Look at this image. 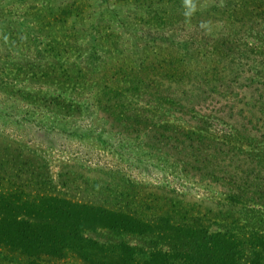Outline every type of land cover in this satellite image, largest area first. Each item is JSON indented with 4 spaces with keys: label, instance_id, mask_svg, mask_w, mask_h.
I'll return each mask as SVG.
<instances>
[{
    "label": "rangeland",
    "instance_id": "obj_1",
    "mask_svg": "<svg viewBox=\"0 0 264 264\" xmlns=\"http://www.w3.org/2000/svg\"><path fill=\"white\" fill-rule=\"evenodd\" d=\"M190 1L194 3L181 15L176 5H186L188 0H0V264H153L156 260V264H190L187 259L171 253L162 259L149 260L153 250L161 247L169 251L176 241L157 234L130 231L121 225L108 226L112 221L83 231L84 235L96 239L97 245H102L103 252L97 253L91 246L86 252L84 247H79L78 240L68 237L62 242L53 239L49 247L37 241L40 237L36 234H27L32 227L21 231L25 228L22 220H41L36 205H45L57 198L122 207L150 203L165 205V194L172 198V203L207 212L209 222L221 221L232 226L234 232L245 233L249 242L241 248L240 261L242 264H264V246L256 236H251L260 235L264 239L262 141H235L234 149L229 147L228 152L226 146L225 152H219V146L223 145L209 142L203 148L208 152L204 169L197 173L184 170L178 160L184 158L183 153L189 155L192 152L186 141L176 149L172 145L174 140L157 141L153 136L157 130H148L151 138L133 130L128 135L118 130L116 117L103 109L111 90L101 92L98 86L86 83L82 92L78 91L80 86L50 84L44 78L30 79L26 73L27 66L57 62L68 76H76L81 66L82 75L92 82L113 73L122 81V77L132 76L141 66L148 67L156 54H177L178 50L184 53L182 46L189 43L192 45H188L189 51L185 52L190 55V68L202 74L206 70L203 67L211 65V54L206 52L198 61L196 52L210 50L217 41L227 40L231 41L233 52L243 54L246 46L258 50L256 61L248 64L244 76L252 77L251 66L264 74V31L258 24L263 21L261 14L256 13L258 3L254 0ZM73 3L83 7L77 18L67 20L68 27L74 32L73 39L66 48L63 47L64 51L46 50L50 48L47 43L57 42L59 37L53 29L48 32L42 27L39 16L43 12L49 13L47 6L61 8ZM261 3L264 5V0ZM176 13L179 21L175 24H166L160 18ZM240 17L246 21H234ZM108 34L111 39L105 38ZM165 34L170 38L176 36L180 43L163 41L161 37ZM28 35H34L31 44L26 42ZM232 54L235 60L248 61L239 54ZM227 62V59L223 60V65ZM229 64V70L222 75L230 77L232 68L237 66L236 63ZM144 72L150 74L148 70ZM121 83L115 81L112 88L117 89L115 86ZM192 83H186L185 88L189 91L183 112L148 105L144 96L137 99L125 93L132 99L129 101L132 105L138 102L137 108L129 112L130 121L141 116L148 129L151 124L168 119L176 126L194 132L248 133L252 126L246 119L248 108L241 103L234 107L223 104L224 99L229 98L225 94L227 90L234 93L236 89L229 86L220 93L202 90L191 104L189 94L198 92ZM18 88L64 94L79 98L90 107L81 114L65 115L55 105L30 100L22 92L14 93ZM239 92L245 95L247 90L240 89ZM99 96L103 97L101 101L96 100ZM206 116L211 125L200 119ZM206 124L209 125L207 129L201 128ZM158 144L161 148L156 146ZM237 148L240 153L242 150L245 153L237 154ZM212 151L214 154L209 158ZM211 165L220 170L217 171L220 179L212 178V174L205 171ZM239 190L247 193L237 195ZM28 203L36 208H28ZM234 210V215L238 216L236 222L229 215ZM246 213L251 217H246ZM49 220L51 222L40 231L46 236L57 223L56 217ZM125 246L133 248L129 250ZM222 264L237 263L225 256Z\"/></svg>",
    "mask_w": 264,
    "mask_h": 264
},
{
    "label": "trees",
    "instance_id": "obj_2",
    "mask_svg": "<svg viewBox=\"0 0 264 264\" xmlns=\"http://www.w3.org/2000/svg\"><path fill=\"white\" fill-rule=\"evenodd\" d=\"M246 2H249V0ZM254 2L258 3L256 13L261 14V19L263 20L261 23H258L260 26L262 25L261 29H258L263 32L264 5L261 3L262 0L261 2H259V0H254ZM193 3V1L188 0L186 5L177 4L176 7L178 8V11L181 10L182 15L183 11L189 9L188 6H191ZM56 8L57 7L47 6L49 13L43 12L41 16H39L42 27L47 29L48 32L51 31L50 29H53V31L56 32L55 36L59 37L57 42L51 41L47 43L50 48H46V50L50 49V52L53 50L64 51L63 47L66 48L69 45L70 40L73 39L72 34H74V32L68 27L67 20L70 17L77 18L80 15L79 10L83 7H81L80 4L73 3L61 8ZM170 15L171 14L160 18L166 24H175L179 21L177 13ZM236 19V22L239 23H244V21H246L243 17L234 18V21ZM252 25H254V20H252ZM110 36L111 34H108L105 38L111 39ZM33 38L34 35H28L26 37V42L31 44V42H33L31 39ZM161 39L165 42H175V44L180 43L176 36L170 38L169 34L163 35ZM230 42L231 41L227 40H219L210 50L207 49L204 52H196L198 61L200 60L199 56L206 52H210L211 54V65L209 67H203L206 70L202 74L193 72L190 68V62L188 61L190 55L185 52L188 50V45H192L189 43L182 46L184 53L180 52L181 50H178L179 53L177 54H169L165 56H159L156 54V57L152 63H149L148 67L141 66L140 70L135 72L132 76L122 77V81L115 78L116 74L113 73L110 76L104 75L101 78L95 79V82H92L91 79L88 80L82 75L83 71L81 66L77 69L76 76H68L65 68L59 66L57 62L52 64L46 62L42 64V66H27L26 73H29L30 79L33 77L44 78L50 84L65 85L66 87L71 88L80 86L78 91H82L83 86L86 83L88 85L93 83L94 86L100 88L99 90L101 92H107V90L113 91H109L111 96L108 98V101L105 102L103 109L108 115L110 114L116 117L114 121L119 125L118 130L121 133L128 135L131 134V130H133L136 133L138 132L137 134L139 135L148 137L151 135L150 132L157 130L153 135L154 138L159 142H169L174 140L172 141V145L176 147V149H178L177 147H179V144H183V142L186 141L192 152L189 155L186 154V152L183 153L185 155L184 158H181L178 161L184 170L195 171L197 173L204 169L203 164L205 160L208 159L205 158L208 152H204L203 148H205L209 142L222 144L223 146H219V152H225L224 146L228 148L227 152L230 151L229 147L231 150L234 149L235 141L245 143L262 141L264 144V74H262L261 70L256 67L252 68L251 66L249 68L252 70V77L248 75L244 76V73L248 71V64L256 61V53H258V50L253 46H246L243 54L237 50V52H235V50L233 52L231 47L232 44H230ZM227 45L229 48H227ZM232 53L239 54V56L248 61L243 63L238 59L235 60ZM185 54H187V56ZM226 59L228 62L223 65V60ZM229 63L237 64L236 67L232 68L234 71L231 72L230 77L222 75L223 72L229 70ZM144 70H148L150 74H145ZM115 81H119V84L123 81L124 82L121 83V85H116L115 88L117 87V89L114 90L112 84H114ZM186 81L193 82L195 88L198 89V92L189 94L192 99V101H189L191 104H194L195 98L201 95L203 92L202 90L210 93H220L226 91L229 86H231L232 89H236L234 93L230 92L231 89L227 90L225 94H227L229 98L224 99L225 102H223V104L224 107H234L237 103H241L244 107L248 108V116L246 119L252 124L248 133L243 135L239 133L236 135H216L209 132H194L193 130H186L182 127L176 126L169 122L168 119H165L162 123H153L148 129L144 126L146 124L144 118L141 116H137L130 121L128 116L129 112L132 111V108H137L138 102L136 101V104L132 105L129 102L132 99H128L129 95H125V93H129L137 99H141L144 96L148 105H156L157 107L161 106L164 110L168 109L170 111L177 110L183 112L186 107V103L184 102L185 97H187V91H189L188 88H185ZM173 84L177 86L173 87ZM118 88H120V90ZM240 89L247 90L246 94H240ZM15 92H22L25 96H29L30 100L37 99L40 102L44 101L49 105H55L56 107L61 108L65 115L81 114L85 109L90 107L89 103L83 102L79 98H73L60 93H42L38 91L23 90L21 88L16 89L14 93ZM102 98V96H99L96 100L101 101ZM204 99L206 100L207 97H204ZM96 105L101 107L99 104ZM212 118L214 117L212 116ZM200 119L211 125V121L207 119V116L206 118L200 117ZM209 125H201V128L207 129ZM148 130H150V132ZM240 138L243 139L237 140ZM229 140L233 141L230 142ZM150 146L153 145L151 144ZM156 146L161 148L159 144ZM250 151L252 152L251 149ZM219 152L215 153L220 154ZM235 152L237 154L245 153L243 150L240 153L238 148ZM209 154H211L209 156L210 158L214 152H209ZM211 167L209 168L210 170L207 169L205 171L210 173L209 175L212 174V178L216 180L220 179V175L217 172L220 170H215L216 168L213 165H211ZM222 168L223 167L219 169ZM129 184L132 186V183ZM246 193L247 192L239 190L237 195ZM164 197L167 200L165 205L150 203L145 204L144 206L124 205L122 207L95 204L96 202H75L67 198H57V201L50 200L45 205L44 203L36 205L37 214H39L41 220H36L34 222L30 219L22 220V222L25 223V228L24 230L21 228V231H28L29 227H32L30 233L27 232V234H36V236L40 237L37 241L44 242L48 244L49 247L51 246V241L53 239L55 242H62L68 237L72 238L74 241L78 240V243L80 242L79 247H81V249L84 247L86 252H88L87 248H90L91 246L94 252L96 251L97 253L103 252V249H101L102 245H97V240L84 235L83 231L86 228L95 229L99 223H103L104 221H112L108 223V226L117 227L118 225H121L126 229L128 228L127 230L130 231L157 234L160 237L171 238L172 241H176L174 244L170 245L169 251H164L161 247L153 250L150 254L151 258L149 259L151 261L155 260L157 257H161L162 259L163 256L171 253V255H174L175 257H183L184 259H187L190 264H222L223 260H225V256L227 259L230 257L231 259H235V263L237 264H242L240 261V256L243 253L241 248L247 246L249 242L248 236H246L245 233L240 235V232H234L232 226L221 223V221L214 220L213 222H209L208 219L210 217L207 212H198L191 208H184L176 203H172V198L167 194H165ZM168 201H171L169 205H167ZM29 206H31L30 209H34V207L36 208L35 205L32 206L28 203L27 207L29 208ZM234 213L235 210L232 212L230 211L229 215L233 217V220L236 222L238 216L234 215ZM54 216L56 217L55 222L57 223H54L52 232L49 231L47 236L40 233L42 227L51 222L49 218L55 219ZM245 216L251 217V214L246 213ZM45 217L48 219H45ZM38 221L42 223L40 224ZM120 221L123 223H120ZM251 236H256L262 243L261 245L264 246L263 236ZM81 243H87V245L84 246ZM238 246L240 247L238 248ZM125 247L129 250L133 248L132 246ZM156 261H153V264H156Z\"/></svg>",
    "mask_w": 264,
    "mask_h": 264
}]
</instances>
